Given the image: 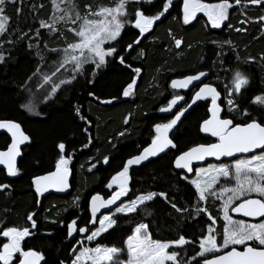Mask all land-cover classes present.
<instances>
[{"label":"trees","instance_id":"16d2710c","mask_svg":"<svg viewBox=\"0 0 264 264\" xmlns=\"http://www.w3.org/2000/svg\"><path fill=\"white\" fill-rule=\"evenodd\" d=\"M230 2L234 3V0ZM76 3L83 11L85 5H107L109 0H76ZM160 4L161 0H155L152 5L129 4L128 9L130 14L135 8L144 10L146 14H154ZM182 7V0H174L173 7L165 17L157 21L131 53L124 49L139 35L131 24L125 27L116 41L118 49L125 55L126 63L141 69L138 77L131 68L111 58L108 66L99 70L95 77L89 71L93 66L86 65L84 75L78 76L72 85L63 86L55 98L40 100L38 111L41 115L31 116L21 108L22 102L30 99L22 89L40 60L36 49L30 50L27 45L29 42L39 43L43 50L44 44L49 48L62 47L64 41L58 39V36H49L47 29H40L39 40L31 39L40 21H48L52 14L50 0H23L22 3L17 0L16 4L9 5L7 32L0 36L6 57L5 62L0 64V120L20 123L31 143L23 150L19 176L9 179L4 171H0V184L11 186L10 189L0 191V225L3 229L30 227L31 222L27 216L36 212L33 219L37 227L31 230L34 234L27 237L22 246L25 250L42 253V264H60V261L70 264L71 249L77 246L78 238L72 243L68 242L67 226L75 219L79 227H88L90 230L98 227V224L86 223L91 215V197L100 194L108 199L113 189H108L106 185L122 170L127 159L150 145L154 137V126L169 122L173 113L190 102L195 90L185 93L174 91L171 88L172 80L196 74L199 70L209 72L208 83L216 87L222 99H225L230 77L235 71H241L250 78V83L235 100L243 109L256 117L260 116L261 109L252 100L257 95H264V21L260 20L264 16V5L256 6L250 4L249 0H242L240 6L231 10L227 26L220 31L212 30L203 17L197 18L192 24L183 25ZM17 8H20L19 14ZM129 19L134 22L131 15ZM241 20L246 22L241 24ZM236 28L243 31L237 32ZM24 32L28 35L23 40L19 39ZM173 37L182 40L180 48L175 47ZM8 39L14 43H5ZM141 50L144 52L143 57L137 56ZM44 54L47 69L56 54L46 50ZM134 77L135 89L131 96L125 98L122 91ZM91 80L94 83H89ZM90 92L99 99L90 96ZM176 95H183L184 103L170 115H163L159 109L166 107ZM105 99L113 100V103L100 102ZM221 102L224 105V100ZM210 103V100L202 101L173 130L171 138L176 147L169 154L148 165L130 169L131 191L121 201L127 203L130 198L149 192H166L169 201L187 211L182 215L176 213L169 203L157 197L142 206V209L152 211L151 216H145L142 209L131 215L117 214L114 217L117 220L116 227L90 243L91 247L116 246L125 250L128 236L132 235L139 223L144 222L149 223L153 239L168 241L182 234L192 240L193 244L179 249L181 258L188 264H197V261L203 264L204 258L198 256L199 240L202 234H206V226L210 222L206 221L204 215L194 218V189L181 179L184 175L175 170L174 161L178 155L192 147L214 142L204 138L200 130L203 121L210 117ZM76 107L80 108L81 115L89 123L86 124L76 116ZM226 115L228 118L235 117V123L248 119L241 116L239 111H227ZM125 119H128L127 124L124 123ZM85 128H88V132L84 131ZM59 143L66 145L65 155L71 156L72 190L67 197L51 195L39 203L32 180L55 171ZM9 144L10 138L0 134V150H6ZM85 144L89 146L85 147ZM104 157L109 158L107 165L102 162ZM93 164L96 165L94 168ZM212 203L210 199L207 207L217 217L214 227L217 233H221L224 222L219 218L221 213L218 203ZM4 242H7L6 238L0 235V245ZM193 256H196L195 260Z\"/></svg>","mask_w":264,"mask_h":264},{"label":"snow or ice","instance_id":"6c2138e0","mask_svg":"<svg viewBox=\"0 0 264 264\" xmlns=\"http://www.w3.org/2000/svg\"><path fill=\"white\" fill-rule=\"evenodd\" d=\"M20 2L22 3L23 0ZM154 2L155 0H110L107 5H85L81 11L76 0H50L52 14L48 21H40L39 28L31 39L39 40L40 29H47L49 36H58L64 41V44L62 47L52 48L44 44L42 50L39 43H28L27 46L30 50L36 49L40 64L26 79L22 90L30 97H34L36 91L43 90L46 99H53L63 86L72 85L78 76L84 75L86 65L93 66L89 71L91 76L95 77L99 70L108 66L109 58L131 68L138 77L141 69L126 63L125 55L118 49L116 41L121 37L125 27L131 24L139 33L138 38L127 44L124 49L125 52L131 53L135 45L141 43L144 36L153 29L157 21H161L162 17H165L174 4V0H161L159 8L154 14H146L140 8L133 9L130 14L128 9L129 4L152 5ZM182 2L183 25L192 24L197 20L198 14L202 13L204 17H207L211 28L220 29L229 20V10L240 6L242 0H234V3L230 0H219V2L182 0ZM9 3L16 4L17 0H0V36L7 32L9 17L5 15V12ZM249 3L261 6L264 5V0H249ZM32 7L35 8L34 5ZM19 12L20 8H17V14ZM130 15L134 22L129 19ZM260 20L264 21V16H261ZM245 22V20L240 21L241 24ZM60 25H63V31L59 27ZM228 26L231 27V25ZM64 31L72 35L71 41L64 36ZM235 31L241 32L243 29L236 28ZM27 35L28 33L24 32L19 39L23 40ZM173 39L175 47L180 48L182 40L175 37ZM4 42L14 43L11 39ZM3 47L4 43H0V64H3L6 59ZM44 50L56 54L55 60L48 65L47 69H45L47 58ZM137 56L143 57L144 52L138 51ZM220 63L223 64V61L221 60ZM208 75V72L199 70L196 74L187 75L183 79L172 80L171 88L174 90H187L196 82H201V84L197 85L198 90L191 95L190 102H186L185 107L173 113V118L169 122L158 123L154 126V137L151 139L150 145L143 148L139 154L127 159L122 170L111 178L106 187L111 190L115 186L117 190L108 199H104L100 195L91 197V215L86 223L98 224V227L95 230L79 227L77 220L73 219L66 230L69 240L74 235L90 233L86 235V240L95 241L116 227L117 220L114 217L117 214L136 213L142 209V206L157 197L169 203L176 213L182 215L187 211V209L177 207L174 202L169 201L166 192H149L130 198L127 203L118 202L128 196L131 191L130 169L165 153L169 148H175L176 145L169 137V133L193 105L198 101L210 100L211 108L208 111L211 116L203 121L200 130L215 137L216 142L192 147L178 155L174 161V167L185 172L181 179L187 181L194 189V218L198 219L200 215H204L206 221L210 222L207 223L206 234H202V238L199 240L198 256L204 258L203 264H264V220L260 219L264 218V95H257L252 100V103L261 109L259 117L243 109L233 96L234 94L240 95L242 90L246 89L250 78L241 71H235L231 82L232 88L226 93L227 111L231 113L239 111L241 116L248 117L242 123H235V117L222 116L224 108L221 106L222 102L218 103L221 100V93L210 83L203 82ZM89 83H94V80ZM135 86L136 78L134 77L123 89V97L131 96ZM89 95L99 99L95 97L94 93L90 92ZM180 101H185V97L176 95L166 107H161L159 111L161 113L172 112L174 106ZM100 102L111 104L113 100L105 99ZM21 108L28 114L41 115L36 110L32 99L22 102ZM75 114L86 124L89 123L81 115L79 107L75 108ZM124 123L127 124L128 119H125ZM0 131L10 135L9 146L6 150L0 151V165L6 168L9 177H17L21 174L17 168V158L22 154L21 146L30 143V137L25 134L20 123L15 121L0 120ZM84 131L88 132V128H85ZM120 135L123 136L124 133L121 132ZM88 141L91 142L90 135ZM88 146L85 144V147ZM57 147L59 153L55 171L37 176L32 180L37 196L42 197L51 189L57 193H63L70 187L71 156L65 155L66 145L64 143H59ZM209 158L220 163H208L207 166L193 167L194 162L203 164ZM102 162L107 165L109 158L104 157ZM95 166V164L92 165L93 168ZM193 175L194 178H190ZM10 187L7 183L0 184V191L10 189ZM210 199L220 201L219 212L222 213V216L219 218L224 222L221 233H217L214 227L217 224V217H214L207 207ZM113 205L116 207L112 213L98 218V212L101 209H110ZM142 210L145 216L153 214L150 210ZM232 212L258 222L246 223L243 219H233L230 214ZM36 215V212H32L27 216V220L31 222L30 227L3 229L0 225V235L7 241L0 245V264H14V262L15 264H41V261L44 260L42 253L31 249L25 250L22 246L23 241L34 234L31 230L37 227L36 220L33 219ZM76 243L77 246L71 249L75 256L71 259L70 264H188L181 258L179 249L193 244V241L182 234L178 235L177 239L168 241L153 239L149 223L141 222L126 240V260L121 258L124 249L116 246L86 247L83 246L84 240H79ZM207 254L217 255L214 258H207ZM192 259L195 260L196 256H193ZM60 264H65V262L60 261ZM197 264L200 262L197 261Z\"/></svg>","mask_w":264,"mask_h":264},{"label":"water","instance_id":"95a60500","mask_svg":"<svg viewBox=\"0 0 264 264\" xmlns=\"http://www.w3.org/2000/svg\"><path fill=\"white\" fill-rule=\"evenodd\" d=\"M208 74H209L208 77L205 78L204 81H203L204 83H207V82H208V79H209V77H210V73L208 72ZM181 79H183V78H181ZM198 84H201V82H196L195 84H193L192 86H190L189 89H187V90H184V89H175V90L173 89V90H174V91H177V92H189V91H191V90L197 88V85H198ZM183 102H184V101H180V102H178V104H177L176 106H174V108L172 109V112H173L178 106L182 105ZM201 102H202V101H198L195 105H193L192 108H190V109L188 110V112H186L185 115L181 118V121L176 125V127L179 126V125L183 122V120L189 115V113H190L195 107H197ZM218 103H220V101H218ZM210 108H211V105H210ZM172 112H169V113H162V114H163V115H170ZM209 115L211 116V113H210V112H209ZM222 116H225V110H224V112L222 113ZM201 126H202V125H201ZM21 127H22V126H21ZM176 127H175V128H176ZM175 128H173L172 131L169 133V137H170V138H171L172 132H173V130H174ZM22 129H23V128H22ZM23 131H24V130H23ZM0 134H6V135L10 138V135H8L7 133H5V132H3V131H0ZM25 134H26V133H25ZM201 134H202V136H203L204 138H206V139H210V140L216 142V138H215V137H211L209 134L204 133V132H202V131H201ZM26 135H27V134H26ZM171 139H172V138H171ZM30 143H31V139H30ZM30 143H25L24 145L21 146V153H22V154H21V156H19V157L17 158V168H19V163H20V160H21V158H22V156H23V150H24L28 145H30ZM201 145H202V144H201ZM203 145H207V144H203ZM173 149H174V148H169L165 153H161L159 156H157V157H153V158L149 159L148 161H145L144 163H142V164L139 165L138 167H137V166H133L132 168H139V167H142V166L148 165V164L151 163L152 161H155V160H157V159H159V158H161V157H163V156L169 154ZM0 151H2V150H0ZM208 163H220V162H219V161H215V160H213L212 158H209L208 160L204 161L203 164H200V163H198V162H194V163H193V167H194V168H197V167H200V166H206ZM132 168H131V169H132ZM174 168H175V167H174ZM175 170H176L178 173H181L182 175H185V172H184L183 170H181V169H176V168H175ZM0 171H4V172L6 173V175H7V170H6V168H4L3 165H0ZM46 175H47V174H46ZM72 176H73V175H72V172H71V176H70V178H69V185H70V187H69V189H68L66 192H63V193H57V192H55L54 189H51V190H49L48 192H46V193L44 194V196H42V197L38 196L39 203H40L44 198H46V197H48V196H51V195H55V196H57V197H67V196L71 193V190H72V185H71V183H72ZM7 177H8L9 179H14V178H16V177H9L8 175H7ZM193 177H194V175L191 176L190 178H193ZM97 195H100V194H97ZM100 196L103 197L102 195H100ZM103 198H104V197H103ZM104 199H105V198H104ZM122 200H123V198H122ZM90 202H91V199H90V201H89V210H90ZM118 203H121V201H119ZM115 207H116V206L113 205L112 208H110V209H101V210L98 212V216L106 215V214H110V213H112V212L114 211ZM90 213H91V211H90ZM231 215H232L233 218H235V219H243L244 221H247V222H250V223L258 222L257 220H254V219L249 218V217H242V216H239L238 214H236V213H234V212H232ZM260 219H261V220H264V218H260ZM76 239H77V235H74L73 238H72L71 240L68 239V242H69V243H72V242H74ZM75 247H76V246H75ZM74 256H75V253H71L70 258L73 259ZM213 258H214V257H213ZM42 263H43V261H41V264H42Z\"/></svg>","mask_w":264,"mask_h":264},{"label":"rangeland","instance_id":"374dc122","mask_svg":"<svg viewBox=\"0 0 264 264\" xmlns=\"http://www.w3.org/2000/svg\"><path fill=\"white\" fill-rule=\"evenodd\" d=\"M109 3H110V0H109ZM11 3H9L7 6H6V12H5V15H7V9H8V7H9V5H10ZM231 10L232 9H230L229 10V18H230V12H231ZM243 13H244V10H241ZM200 17H203L204 19H205V21L204 22H206V24L207 25H209L210 27H211V25H210V23L208 22V20H207V17H204L203 16V14L201 13V14H198V16H197V18H200ZM229 21V20H228ZM228 21H226L225 22V26H223V27H221L220 29H213V28H211L212 30H216V31H220V30H222L223 28H225L226 26H227V23H228ZM195 22V21H194ZM193 22V23H194ZM9 23V22H8ZM157 23V22H156ZM8 26V25H7ZM155 26V25H154ZM153 26V27H154ZM60 28H61V30L63 31V25H60L59 26ZM64 36H66L67 38H68V40L69 41H71L72 39H73V37H72V35L70 34V33H68V32H66V31H64ZM51 37H53V36H51ZM59 39V38H58ZM58 41V40H57ZM182 45V44H181ZM233 76L234 75H232L231 77H230V79H229V83H228V91H230L231 90V88H232V79H233ZM45 87H47V86H45ZM237 95H235L234 94V96H233V98L235 99V97H236ZM30 99H32V101H33V103L36 105V110L38 111V108H39V105H40V100H43V101H47V100H49V99H46V95L44 94V92H43V90H40V91H36L35 92V95H34V97H30ZM221 100L223 101L224 100V105H226L227 106V96H226V98L224 99H222V97H221ZM228 113H231V112H228ZM31 115V114H30ZM31 116H36V115H31ZM207 166V165H206ZM194 178V177H193ZM229 183H231V182H229ZM117 189H116V187L114 186L113 187V192H115ZM125 197H123V199H124ZM216 203H218V207H219V209H220V207H221V205H220V201H216V200H213V203L211 204V205H214V204H216ZM238 203V202H237ZM231 214V213H230ZM221 216H222V213H221ZM232 216V215H231ZM100 218H102V216L100 217ZM232 218H233V216H232ZM233 219H235V218H233ZM246 223H250V222H247L246 221ZM86 235L87 234H84V235H77V240L79 241V240H84V245L83 246H86V247H91L90 246V243H92V242H89V241H87L86 240ZM238 248H240V246H237ZM227 251V250H226ZM215 255H217V254H207V258H211V257H214ZM121 258L122 259H127V256H126V249L124 250V252L121 254Z\"/></svg>","mask_w":264,"mask_h":264},{"label":"flooded vegetation","instance_id":"af4514ba","mask_svg":"<svg viewBox=\"0 0 264 264\" xmlns=\"http://www.w3.org/2000/svg\"><path fill=\"white\" fill-rule=\"evenodd\" d=\"M208 82H209V80H208ZM208 82H207V83H208ZM193 90L196 91V90H198V88H195V89H193ZM193 90H191V91H193ZM189 92H190V91H189ZM181 93H185V92H181ZM183 103H184V102H183ZM220 103H221V100H220ZM222 103H223V102H222ZM210 105H211V103H210ZM221 106H222V107L224 108V110H225V117H227V115H226V114H227V106H226V105H222V104H221ZM227 118H228V117H227Z\"/></svg>","mask_w":264,"mask_h":264}]
</instances>
